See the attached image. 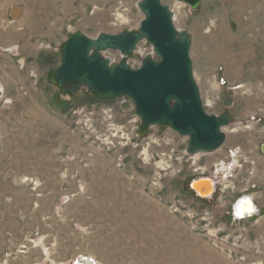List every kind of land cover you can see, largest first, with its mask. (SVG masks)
Returning <instances> with one entry per match:
<instances>
[{"label":"rangeland","instance_id":"obj_1","mask_svg":"<svg viewBox=\"0 0 264 264\" xmlns=\"http://www.w3.org/2000/svg\"><path fill=\"white\" fill-rule=\"evenodd\" d=\"M63 1L54 0L51 14L40 12L37 0H0V33L34 32L22 43L28 49L23 70L45 111L37 124L26 112L16 120L10 109L0 111V229L6 246L10 239L28 243L47 234L56 256L48 264H73L80 256L97 264H256L246 255L261 256V246L264 252V0H200L194 10L161 0L174 11L175 26L190 34L204 109L227 112V128L240 126L226 133L223 147L199 157L201 166L217 161L215 170L226 168L203 175L218 182L210 199L189 188L196 175L185 153L187 137L166 125L144 131L129 97L100 100L85 88L65 93L54 83L70 34L137 30L142 13L136 2L86 0L84 18L79 0L68 11ZM14 5L23 9L17 20L8 13ZM144 52L152 53L146 41L129 57L130 65H138ZM109 108L111 118L104 113ZM15 124L23 134H6ZM36 125L38 133L28 131ZM237 164L245 171L237 173ZM250 185H256L250 195L262 214L232 218L231 201ZM154 228L161 232L153 235L149 253L145 239ZM136 248H143L142 256Z\"/></svg>","mask_w":264,"mask_h":264},{"label":"water","instance_id":"obj_2","mask_svg":"<svg viewBox=\"0 0 264 264\" xmlns=\"http://www.w3.org/2000/svg\"><path fill=\"white\" fill-rule=\"evenodd\" d=\"M142 18L137 30L115 33L98 32L94 37L75 32L60 49V60L52 76L55 85L65 93L85 88L100 100L131 98L141 128L166 125L188 139L185 152L212 153L226 140L225 128L230 124L227 112L208 113L204 109L200 88L194 77L189 56L190 34L174 24V11L161 0H134ZM194 10L200 0H177ZM21 6H11L9 16L17 20ZM146 41L152 53L145 54L138 66L129 63L137 46ZM116 51L121 57L114 64L105 55ZM154 55L157 57L154 58ZM264 154V142L259 146ZM189 188L198 197L208 198L214 190L212 178L195 177ZM247 200L252 212L238 216L240 204ZM259 212L252 195L242 194L232 203V218L245 219ZM73 264H97L87 256Z\"/></svg>","mask_w":264,"mask_h":264},{"label":"crops","instance_id":"obj_3","mask_svg":"<svg viewBox=\"0 0 264 264\" xmlns=\"http://www.w3.org/2000/svg\"><path fill=\"white\" fill-rule=\"evenodd\" d=\"M37 2L38 6H40V12L45 11L51 14L55 12L54 0H37ZM63 2L64 11H68L69 8H71L72 0H64ZM79 3L80 15L83 14L82 16L86 18V0H79ZM35 20L39 22L41 17H37ZM23 23L28 29L32 26L30 23L28 24V20L26 22V19H23ZM33 37H35L34 32L27 30L23 31L21 28L0 33V111L3 109H10L12 117L16 120H19L24 115L23 112H26L25 115L32 119L31 122L37 124V119H39V116H42L45 111L43 110V112L40 109L38 97L35 94L36 92L33 91L32 88L29 89L27 87L26 82L28 81V74L23 70L25 63L24 54H26L28 49H25L26 47L24 48L22 43L24 39ZM24 43L28 44V42ZM18 55H21V57H18ZM40 111L42 113H40ZM46 117H48L47 112ZM16 122L19 123L20 121ZM38 128L39 127L36 125L31 127L30 130H27L38 133ZM5 129L4 127V130ZM12 131H14L15 135H21L24 130L20 124H15L14 127H10L9 131L6 130L5 133L10 134ZM6 238V231L3 228L0 229V264H48L49 260L56 259L53 244L50 243V238L47 234H43L39 236L36 241L31 240L28 243L23 241L18 243L16 239H10L8 247L6 246ZM33 242H38V244L34 245ZM7 253H9V255H7ZM258 253H260L261 256L252 257V255H246L247 261H249V263L255 262L256 264H264L262 246L260 250H258Z\"/></svg>","mask_w":264,"mask_h":264},{"label":"flooded vegetation","instance_id":"obj_4","mask_svg":"<svg viewBox=\"0 0 264 264\" xmlns=\"http://www.w3.org/2000/svg\"><path fill=\"white\" fill-rule=\"evenodd\" d=\"M228 116H229V114H228ZM229 118H230V116H229ZM230 120H231V118H230ZM226 138H227V135H226ZM226 141V140H225ZM225 143V142H224ZM224 145V144H223ZM223 145L221 146V147H223ZM220 147V148H221ZM230 156H239L238 155V152L236 151V153L234 152V151H232V150H229V153H228ZM203 154H201L200 155V157L202 156ZM228 156H223V158H224V160H225V158H227ZM240 159L239 158H237V160H236V162H238ZM215 163H217V161L216 162H212L211 164H209L208 166H201L200 165V159L198 158L197 159V161L193 164V172H194V174L196 175L195 177H199V176H201V175H204L207 171H209V173L212 171V172H216L217 173V168L218 167H216V170H215ZM222 165V164H221ZM233 165V164H232ZM232 165H230V168L229 169H231V167H232ZM224 167H226V166H224ZM226 168H222L221 167V171L223 172L224 170H225ZM242 170H244L245 171V169L243 168V166L242 165H239L238 166V164H237V166H236V171H237V173L239 172V173H241L242 172ZM220 171V172H221ZM218 174V173H217ZM213 177H211L212 179H213V181H214V190H213V192H212V194L208 197L209 199L210 198H212V197H215V194H216V192H217V188H218V182H217V180H216V177L214 176V175H212ZM224 187L226 186V184H223V183H221ZM256 187V185H250L249 187H247L246 189H247V191H249V192H247V194H250V193H253L255 190H254V188ZM222 189V188H221ZM251 191V192H250ZM244 194V193H243ZM242 195V194H241ZM240 195H238L236 198H234V200L233 201H231V203H230V206H229V212H230V214H231V216H232V203L239 197ZM205 199H207V198H205ZM252 199H253V201H254V203L257 205V203L255 202V200H254V198L252 197ZM258 206V208H259V212H258V214L256 215V216H253L254 218L255 217H259V215L260 214H262V210H263V208L262 207H260L259 205H257Z\"/></svg>","mask_w":264,"mask_h":264},{"label":"bare ground","instance_id":"obj_5","mask_svg":"<svg viewBox=\"0 0 264 264\" xmlns=\"http://www.w3.org/2000/svg\"><path fill=\"white\" fill-rule=\"evenodd\" d=\"M239 127L240 126H235V127H233L232 129L231 128H225V133H234V132H236L238 129H239ZM249 126H244L243 128H248ZM90 130L92 131V129L90 128ZM195 154H201L200 152L199 153H195ZM222 167V166H221ZM221 171V168L219 167V168H217V172L219 173ZM222 175V174H221ZM223 176H225V177H227L226 175H223ZM220 179H221V176H220ZM251 212H252V206H251V204L247 201V200H244L241 204H240V206H239V209H238V216H240V217H247V216H249V214H251ZM152 219H153V217H151ZM154 223V225H158V223L157 222H153ZM157 226H155V228H156ZM154 228V229H155ZM159 228V229H158ZM158 228H156V229H158V230H163V228H160V227H158ZM152 229V228H151ZM155 229V231L152 233H150V236H149V238H146L145 239V245L147 246V250H144V251H148L149 253L152 251L151 250V248L153 247L152 246V243H154L156 240H157V238L156 237H154L153 235L154 234H160V232L161 231H157ZM165 230V229H164ZM158 239H160V237L158 238ZM144 248V247H143ZM143 248H136V250H135V252L139 255V256H142L143 255ZM97 263V262H96Z\"/></svg>","mask_w":264,"mask_h":264},{"label":"built area","instance_id":"obj_6","mask_svg":"<svg viewBox=\"0 0 264 264\" xmlns=\"http://www.w3.org/2000/svg\"><path fill=\"white\" fill-rule=\"evenodd\" d=\"M144 42V41H143ZM142 43V42H141ZM140 43V44H141ZM140 44L137 46V49H136V51L135 52H139V49H140ZM146 53L144 52V55H145ZM105 55H107L109 58H110V64L111 65H114L117 61H118V59L121 57V55L118 53V56H117V58H114V56H111V55H109L107 52L105 53ZM144 55H142V57L144 56ZM140 61V60H139ZM137 66V65H136ZM124 98V97H123ZM104 113H106V115H107V117L108 118H111V117H113V109L111 108H109V109H107V110H105L104 111ZM88 121V120H87ZM85 122H86V120H85ZM112 126V125H111ZM188 155V154H187ZM200 155L201 154H193V155H188V157L190 158V160H191V163H192V165L197 161V159L200 157Z\"/></svg>","mask_w":264,"mask_h":264},{"label":"trees","instance_id":"obj_7","mask_svg":"<svg viewBox=\"0 0 264 264\" xmlns=\"http://www.w3.org/2000/svg\"><path fill=\"white\" fill-rule=\"evenodd\" d=\"M94 97V96H93Z\"/></svg>","mask_w":264,"mask_h":264}]
</instances>
